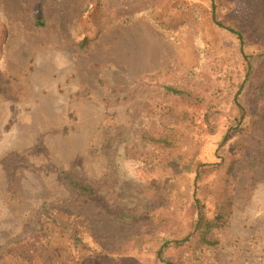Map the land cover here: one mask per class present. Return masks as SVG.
<instances>
[{"label":"rangeland","instance_id":"obj_1","mask_svg":"<svg viewBox=\"0 0 264 264\" xmlns=\"http://www.w3.org/2000/svg\"><path fill=\"white\" fill-rule=\"evenodd\" d=\"M246 2L0 0V264H164L161 242L191 232L196 198L212 217L226 186L219 242L165 256L264 264V5L254 19ZM215 21L241 31L243 52ZM161 131L176 132L173 148L148 139Z\"/></svg>","mask_w":264,"mask_h":264},{"label":"trees","instance_id":"obj_2","mask_svg":"<svg viewBox=\"0 0 264 264\" xmlns=\"http://www.w3.org/2000/svg\"><path fill=\"white\" fill-rule=\"evenodd\" d=\"M213 2V10L216 8L215 0H211ZM248 4V14L250 12V16L255 19L257 14L255 13L258 11L263 5L264 0H245ZM215 17V16H214ZM218 26L224 27L227 30L231 31L232 33L236 34L241 42V49L243 52V47L245 45L244 36L242 35L241 31L236 30L233 27L230 26H224L221 22L215 21ZM253 72V65L248 62L246 65V74L244 82H242V85L239 89V92L237 93L235 97V102L239 104L240 108L244 110V107L239 103V95L241 94L244 86H245V80L249 78V76ZM167 92L181 97L182 101L186 102L185 105L192 106L194 104H197L195 102H203L205 100L204 94L195 93L188 89H179L176 86H166ZM204 97V99H203ZM210 106H212L210 104ZM214 114H211L207 112L205 114V118L207 121H210L211 116ZM184 116H186L189 119V115L187 112H185ZM212 127L214 130H216V123L213 124ZM241 125V124H240ZM259 129L264 131V127H260ZM235 133L232 132L231 127L226 132L222 143H225L229 139H231ZM264 138V136L262 137ZM148 139L155 145L160 148H163L164 151L168 150L169 148H173L176 145V142L178 141V137L176 132H169V131H161L160 133H154L148 136ZM248 146H256L260 147V143H256V140L252 139V144H248ZM261 149V147H260ZM213 167L211 168H218L224 166V162L221 161V164H212ZM258 174L261 178L264 177V155L263 160L258 164ZM206 169L202 165L200 169L197 170L196 173V181H201L203 178V175L205 173ZM62 180L67 184L68 187L72 188L73 190L79 192L81 195L85 197H91L95 196L97 193V188L94 184H92L88 179L72 172H61ZM215 198V212L212 217H209L206 212V205L203 203V201L200 198H196L195 204H194V210L196 211V217L193 222V227L191 232L178 239V238H167L161 242L160 248L157 252V258L164 264H185L181 263L177 260H170L165 256V252L168 249L171 248H179V247H192V250L202 247V246H214L219 241L216 237V234L220 231H222L229 222V217L232 212V205H233V198L232 195L229 193L227 186L223 187L222 189L218 190L214 194ZM188 250H190L188 248ZM192 255L197 258V252L192 253ZM190 264V263H186Z\"/></svg>","mask_w":264,"mask_h":264}]
</instances>
